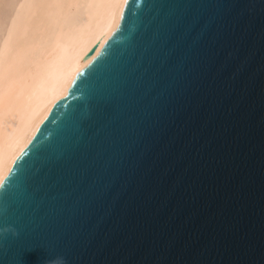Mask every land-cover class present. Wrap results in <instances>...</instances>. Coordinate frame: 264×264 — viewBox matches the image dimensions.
Masks as SVG:
<instances>
[{"label": "water", "instance_id": "1", "mask_svg": "<svg viewBox=\"0 0 264 264\" xmlns=\"http://www.w3.org/2000/svg\"><path fill=\"white\" fill-rule=\"evenodd\" d=\"M3 177L0 264H264V0H125Z\"/></svg>", "mask_w": 264, "mask_h": 264}, {"label": "bare ground", "instance_id": "2", "mask_svg": "<svg viewBox=\"0 0 264 264\" xmlns=\"http://www.w3.org/2000/svg\"><path fill=\"white\" fill-rule=\"evenodd\" d=\"M125 0H0V177L112 31Z\"/></svg>", "mask_w": 264, "mask_h": 264}, {"label": "clouds", "instance_id": "3", "mask_svg": "<svg viewBox=\"0 0 264 264\" xmlns=\"http://www.w3.org/2000/svg\"><path fill=\"white\" fill-rule=\"evenodd\" d=\"M4 230H9V229L0 228V231H4ZM57 264H63V258L62 257L58 258Z\"/></svg>", "mask_w": 264, "mask_h": 264}, {"label": "snow or ice", "instance_id": "4", "mask_svg": "<svg viewBox=\"0 0 264 264\" xmlns=\"http://www.w3.org/2000/svg\"><path fill=\"white\" fill-rule=\"evenodd\" d=\"M5 175H7V174H5ZM3 179H4V177H0V182H2V181H3Z\"/></svg>", "mask_w": 264, "mask_h": 264}, {"label": "rangeland", "instance_id": "5", "mask_svg": "<svg viewBox=\"0 0 264 264\" xmlns=\"http://www.w3.org/2000/svg\"><path fill=\"white\" fill-rule=\"evenodd\" d=\"M3 3H0V5L2 6Z\"/></svg>", "mask_w": 264, "mask_h": 264}]
</instances>
